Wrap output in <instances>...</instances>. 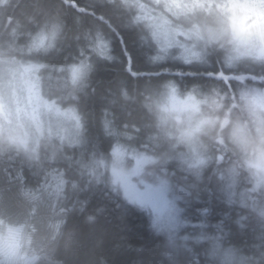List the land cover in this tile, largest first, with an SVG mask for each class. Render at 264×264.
Masks as SVG:
<instances>
[{
  "label": "snow or ice",
  "instance_id": "6c2138e0",
  "mask_svg": "<svg viewBox=\"0 0 264 264\" xmlns=\"http://www.w3.org/2000/svg\"><path fill=\"white\" fill-rule=\"evenodd\" d=\"M35 7L39 15L30 19V23L36 25V36L26 45L29 54L55 51V42L66 33L65 19L69 15L74 26L88 28L76 37L77 40L83 37L87 49L81 48L78 64L73 62L59 70L65 74L59 85L61 94L45 99L40 94L39 79L35 75L45 65H19L15 59L17 52L24 54V49L15 47L21 25L9 33L11 39L0 44V157L12 159L15 153L22 164L45 165V183L36 192L21 188L11 197L0 193V217H7L9 222L15 213L32 217L33 202L44 195L58 199L67 185L73 190L78 189L79 181L74 175L78 171L81 178H88L89 187L104 184L116 195L122 191L127 203L141 209L151 208L155 212L161 203L168 207L167 218L156 215L153 225L171 233L169 264H185L178 258L181 255L188 257L186 264H192L189 237L175 235L180 209L174 201L189 203L193 190L198 199L200 191H208L207 187L200 188V166L209 161H225L228 166L218 167L209 177V182H215L209 195L217 194L229 204L239 205L243 211L238 213L236 223L245 228L254 221L259 228V244L254 246L253 256H242L222 249L220 237H208L211 247L204 250L208 257L205 264H264V91L256 92V86L264 89V0H61L59 5L38 0ZM117 19L119 23H114ZM137 29L141 42L158 48L157 54L150 58L153 63L174 58L187 65L195 61L203 67L202 72L178 74L190 75L195 81L192 92L184 101L176 100V84L162 74L149 72L142 75L132 71L123 32ZM117 40L123 46V55L128 57L131 75L138 81H145L139 95L143 100L142 108L151 120V123L133 126V132L138 136L148 133L144 151L131 150L134 166L125 163L123 155L128 150L122 149L119 140L121 135L132 139L128 125L123 133L115 131L109 111H105L103 127L116 140L114 145H109L111 154L101 155L93 145L86 149L91 152L90 156L86 151H82L79 158L65 155L68 148L86 146L85 118L78 114V105L71 102L78 101L81 93L85 98L89 95L88 74L95 65L87 52L113 60L115 57L109 54L110 45ZM172 48L182 50L179 57L169 53ZM217 49H222L223 54ZM213 54L219 70L212 62ZM238 62L248 66V74L229 75L223 71L225 68L231 71ZM248 82L255 86L240 91L239 98L259 97L261 116L255 121L247 120L243 115L244 106H238L232 95L247 88ZM128 87L121 81L109 103L127 105L135 100ZM197 88L204 94L199 101L193 95ZM162 96L172 101V108L157 102L156 98ZM65 99L70 103L62 108ZM175 111L186 112L187 117L183 122L175 117L179 126H173V130L169 123ZM52 114L57 119L48 124L45 134L43 117ZM161 141L168 144V151L163 154L153 147ZM180 146H186L189 151H180ZM61 160L67 162L65 171L55 167ZM169 160L177 161L180 168L190 173V176L181 177L183 183L174 181L169 175L165 168ZM144 165L154 167L146 169ZM49 177L53 178L51 182ZM240 186L245 187L244 193L238 192ZM169 193L172 200L167 199ZM207 211V208L201 209L202 213ZM56 216L60 218L50 219L47 224L51 242L62 235L64 220L60 213ZM93 220V216L87 218L88 223ZM16 223L21 227L9 228L0 244V264H40V253L44 249L34 239L39 228L32 224L27 244H23L19 239L29 220L25 218L21 222L17 219ZM216 227L217 231L223 232L222 225ZM201 238H205L204 233L197 241Z\"/></svg>",
  "mask_w": 264,
  "mask_h": 264
},
{
  "label": "trees",
  "instance_id": "16d2710c",
  "mask_svg": "<svg viewBox=\"0 0 264 264\" xmlns=\"http://www.w3.org/2000/svg\"><path fill=\"white\" fill-rule=\"evenodd\" d=\"M37 2L38 0H0V44L11 39L9 33L18 24L21 25L20 34L15 39V47L24 49V54L17 52L15 57L24 60L32 59L45 65L40 71L43 92L55 98L61 94L59 85L65 76L59 70L66 69L73 62L79 63L80 50L87 49V43L82 36L79 40L76 37L81 32H87L88 28L74 26L69 15L65 19L66 33L55 42V51L49 53L33 51L29 54L26 45L30 44L32 38L36 36V25L30 23V19L39 15V10L35 7ZM46 2L59 5L61 0H46ZM114 23H119V20H114ZM123 39L131 55L132 71L142 75L149 72L160 73L165 79L176 84L178 92L182 93L186 90L192 92L195 86L193 77L178 74L202 72L204 69L198 62L194 61L192 65H187L182 60L168 58L162 62L153 63L150 58L157 54L158 48L154 44L141 42L138 29L124 31ZM177 39L183 38L177 37ZM122 48L118 40L110 45L109 54L115 57L113 60L98 58L87 52L90 61L95 65L94 70L88 74L89 95L85 98L84 93H81L78 101L71 102L73 105H78V114L85 118L86 146L68 148L65 155L79 158L82 151L91 149L93 145L101 155L111 154L112 149L109 145H114L116 140L104 130L105 111L110 112L109 120L112 121L115 131L123 133L125 125H128V133L132 139L129 140L121 135L119 140L122 148L138 150L147 144V132L139 136L133 132L134 125L142 126L146 122L151 123L146 110L142 108L143 100L139 95L143 91L145 81L143 79L138 81L137 77L131 75L128 57L123 55ZM181 51V49L172 48L169 53L179 57ZM211 59L215 68L219 70V64L215 63L216 55L213 54ZM232 70L239 74L249 73L248 66L243 62L237 63ZM223 71L229 72L227 68ZM204 79L207 77L205 76ZM121 81L129 85L127 90L136 99L128 102L127 105H111L109 101L112 94L117 92V85ZM55 85L57 88L52 89ZM194 94L200 96L203 93H200L197 88V93ZM232 95L236 99V91ZM166 97H157L156 100L161 105H167ZM69 103L70 101L65 99L62 106L67 107ZM169 127L174 129L170 123ZM153 147L159 154L168 151L166 141H161ZM182 148L180 146V150ZM86 154L90 156L91 152L86 151ZM12 155V159L7 156L0 157V193L11 197L21 188L24 191L36 192L45 183V165L22 164L20 157L15 153ZM206 164V168L203 166L199 168L202 175L199 183L201 189L207 187L208 191H200L197 199L196 191L193 190L189 203L183 200L177 201L181 209V219L185 224L181 227L182 229L180 228L178 236L189 237L192 264H205L208 257L204 255V250L211 247L207 238L214 236L220 237L219 243L222 249L231 250L242 256H253L256 250L254 246L259 244L258 226L253 221L248 227L241 228L236 223L238 213L243 211L239 205L229 204L217 194L209 195L215 188V182H209V177L218 167H227L228 164H224L223 161H209ZM55 167L65 171L68 165L66 161L61 160ZM150 167L154 166L150 165ZM165 168L174 173V181L183 183L181 177L190 176L189 172H185L178 166L177 161L169 160ZM74 175L79 181L78 189L73 190L70 185H67L58 199L55 196L44 195L33 202L32 217H23L15 213L11 222L7 217H0L3 220L0 233H4L5 226L20 227L21 224L16 223V220L20 219L23 222L27 218L29 225L24 230L27 243L31 225L35 224L39 228V233L34 236L35 242L44 249L40 253L42 257L40 264H169V238L163 233L156 232L148 211L141 209L138 205L127 203L122 191L120 195H116L104 184L89 187L87 177L81 178L78 171ZM48 179L50 182L53 180L52 177ZM245 191L243 186L238 188L239 193ZM204 208L208 209L206 213L201 212ZM56 213L62 215L64 224L62 235L55 242H51L47 224L50 219L60 218L56 216ZM89 216L94 217L92 223L87 222ZM217 225L223 226L222 233L217 231ZM201 233H204L205 238L197 241ZM194 257H198L199 260H195ZM178 258L185 264L188 259L183 255Z\"/></svg>",
  "mask_w": 264,
  "mask_h": 264
},
{
  "label": "rangeland",
  "instance_id": "374dc122",
  "mask_svg": "<svg viewBox=\"0 0 264 264\" xmlns=\"http://www.w3.org/2000/svg\"><path fill=\"white\" fill-rule=\"evenodd\" d=\"M170 50V49H169ZM15 59L19 62V65H29V64H37L38 62L37 61H34L32 59H22V58H18V57H15ZM239 63V62H238ZM219 67V66H218ZM40 71H41V68L35 73L36 77L39 79V83H40V94L43 98L47 99L48 98V95L44 94L43 92V87H42V82H41V77H40ZM228 74H233V73H236V71L234 70H231L229 72H227ZM239 74V73H238ZM239 83V82H237ZM255 85L252 84V82H248V86L247 88H242V89H239L236 91V101H237V104L238 106H244V112H243V115L247 118V120L249 121H255L257 120L260 116H261V109H260V99L259 97L257 96L255 99L253 98V96H249L247 100H240L239 98V92L240 91H247L248 88H252L254 87ZM56 85L52 88V89H56ZM51 89V88H50ZM260 91H264V89H260L258 86H256V92L259 93ZM188 93H190V91H177L176 92V100L177 101H184L188 95ZM193 95L195 96V98L197 99V101L203 99V97H200V96H203L204 94H201L200 96H196L194 93ZM54 98V97H53ZM166 100H167V106L169 108H172L173 104H172V101L166 97ZM61 107H65V106H62L61 104ZM179 107V105H177V108ZM239 110V107L238 109ZM172 116L174 117L173 119L170 120V124L172 126H176L178 127L179 125L177 124V121L175 119V117H178L179 120L181 122H183L186 117H187V113L186 112H182V111H175L172 113ZM56 117L54 114L52 115H49V116H46V117H43V123H44V129H45V134L47 133V129H48V124L51 122V123H55L56 121ZM174 130V129H173ZM183 148L180 150L184 153H187L189 150L186 146H182ZM122 149H125V150H128V151H125L124 152V155H123V159L125 160V163L128 164L130 162V164L132 166L135 165V160H132L131 159V150L133 148H122ZM136 150V149H135ZM137 152H143L144 151V147H140L138 150H136ZM224 164H226L225 161H223ZM206 163L203 165L204 168H206ZM144 167L146 169H152L150 167V165H144ZM168 171V170H167ZM169 172V175L170 176H174V173L172 171H168ZM167 199L168 200H172L173 197L171 195V193L168 194L167 196ZM175 203V206L176 208L180 209L179 208V205H178V202L177 201H174ZM146 211H148L150 213V216H151V223H152V226L153 228L156 230V232L158 233H163L165 234L168 238L169 236L171 235V233H169L168 230L166 229H157L154 225H153V219L155 218L156 215H160L161 218H167V216L169 215V208L166 207L163 203L159 204L157 206V209L155 212H153V210L151 208H144ZM181 209L178 213V218H179V226L176 228L175 230V235L178 236V232H180V230L182 229L181 227H184V222L183 220L181 219ZM2 226V224H0V227ZM19 227V226H18ZM18 227H8V226H5V229H4V233H0V244L3 243V238L7 235V231L9 228H18ZM21 227V226H20ZM181 228V229H180ZM19 242L20 243H23V244H27L26 243V238H25V235H24V232L22 233L20 239H19ZM195 260H199L198 257H194Z\"/></svg>",
  "mask_w": 264,
  "mask_h": 264
},
{
  "label": "clouds",
  "instance_id": "9594fccd",
  "mask_svg": "<svg viewBox=\"0 0 264 264\" xmlns=\"http://www.w3.org/2000/svg\"><path fill=\"white\" fill-rule=\"evenodd\" d=\"M217 51H220V52H221V54H223V50H222V49H217Z\"/></svg>",
  "mask_w": 264,
  "mask_h": 264
}]
</instances>
